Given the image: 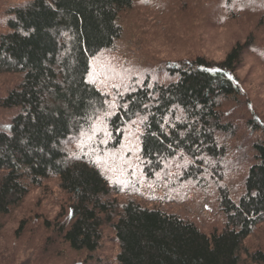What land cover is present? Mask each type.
Instances as JSON below:
<instances>
[{"label":"trees","instance_id":"trees-1","mask_svg":"<svg viewBox=\"0 0 264 264\" xmlns=\"http://www.w3.org/2000/svg\"><path fill=\"white\" fill-rule=\"evenodd\" d=\"M132 3L27 0L2 10L6 30L0 33V72L21 79L0 93V110L15 111L6 126L0 124V219L31 188L56 177L71 199L57 232L73 251L94 252L103 226L110 224L120 246L118 264H240L244 241L264 222V124L258 117L246 120L260 137L251 142L244 192L231 198L221 191L226 224L210 235L159 208L134 201L117 205L108 198L109 184L100 170L82 156H70L66 147L70 139L88 134L107 109L105 95L88 80L91 60L114 46L121 34L118 15ZM244 49L236 44L216 65L202 57L169 64L166 82L145 78L133 84L105 121L113 147L125 136V126L138 119L148 177L177 156L192 162L189 176L203 167L211 170L209 162L221 174L233 151L226 140L236 135L234 120L245 106L234 76ZM249 259L250 264H264V247Z\"/></svg>","mask_w":264,"mask_h":264},{"label":"rangeland","instance_id":"rangeland-1","mask_svg":"<svg viewBox=\"0 0 264 264\" xmlns=\"http://www.w3.org/2000/svg\"><path fill=\"white\" fill-rule=\"evenodd\" d=\"M25 1L0 0V33L6 30L2 10ZM241 1L133 0L130 8L119 13V39L91 60L88 75L105 95L107 109L98 114L88 134L66 144L70 156H82L106 177L108 198L117 205L134 201L159 208L191 221L207 235L225 228L219 196L225 191L237 198L244 192V178L252 164L251 142L260 137L246 126V120L255 115L264 124V0ZM238 43L245 49L234 76L245 106L238 105L242 109L234 120L238 123L236 135L226 140L233 151H229L221 174L216 175L218 167L209 162L213 171L203 167L197 175L189 176L186 171L192 162L177 156L165 160L162 170L148 177L140 156L138 119L125 126V136L113 147L105 121L133 84L145 78L166 82L170 78L164 71L166 66L197 57L220 64ZM20 79L17 74L0 72V93L16 86ZM231 106L226 107L229 113ZM14 114L0 110V124L6 126ZM70 202V195L61 189L56 177L31 188L23 201L0 219V264H118L120 246L110 224L103 226L94 252L73 251L61 239L57 231L67 218ZM263 247L264 222L244 241L240 264H250L249 256Z\"/></svg>","mask_w":264,"mask_h":264},{"label":"snow or ice","instance_id":"snow-or-ice-1","mask_svg":"<svg viewBox=\"0 0 264 264\" xmlns=\"http://www.w3.org/2000/svg\"><path fill=\"white\" fill-rule=\"evenodd\" d=\"M99 119V118H98Z\"/></svg>","mask_w":264,"mask_h":264}]
</instances>
